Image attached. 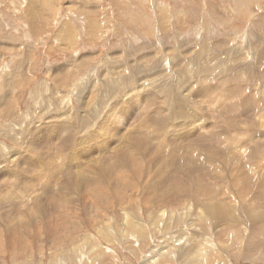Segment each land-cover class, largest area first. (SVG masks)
Instances as JSON below:
<instances>
[{
	"label": "rangeland",
	"instance_id": "1",
	"mask_svg": "<svg viewBox=\"0 0 264 264\" xmlns=\"http://www.w3.org/2000/svg\"><path fill=\"white\" fill-rule=\"evenodd\" d=\"M0 264H264V0H0Z\"/></svg>",
	"mask_w": 264,
	"mask_h": 264
},
{
	"label": "bare ground",
	"instance_id": "2",
	"mask_svg": "<svg viewBox=\"0 0 264 264\" xmlns=\"http://www.w3.org/2000/svg\"><path fill=\"white\" fill-rule=\"evenodd\" d=\"M126 221H127V223L129 222V220L126 218Z\"/></svg>",
	"mask_w": 264,
	"mask_h": 264
}]
</instances>
